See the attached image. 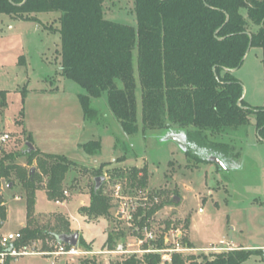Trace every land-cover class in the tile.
<instances>
[{"label":"rangeland","instance_id":"1","mask_svg":"<svg viewBox=\"0 0 264 264\" xmlns=\"http://www.w3.org/2000/svg\"><path fill=\"white\" fill-rule=\"evenodd\" d=\"M105 9L108 20L137 25L134 0H106ZM242 13L246 15V11ZM37 16L40 22L0 14V92H7L6 100L0 94V129L11 135L4 153L16 155L24 151L30 136L41 152L65 156L77 164L67 173L63 198L50 200L47 179L40 184L32 216L35 224L51 230L68 221L72 234L79 233L82 251L100 253L122 246L132 253L81 257L32 255L9 260L8 264H117L133 256L144 259L147 250H158L153 242L162 235L169 241L160 254L161 264H172L174 253L169 250L176 243L189 249L185 239L194 243L193 248L179 254L186 258L194 256L199 263L204 256L214 261L219 253L238 250L241 245L236 243L250 247L264 243V143L256 136L255 125L248 129V137L243 136L247 129L233 134L235 144L243 149V157L235 164H241L242 170H223L189 157L177 143L166 140L168 132L160 135V139L152 135L125 136L107 105L106 95L92 101L100 116L95 121L88 120L79 98L85 90L61 72L62 39L49 29L59 28L56 14ZM248 29L258 31L252 24ZM249 51L235 75L244 87L245 101L262 107L263 51L258 48ZM138 97L141 116L140 88ZM97 140L102 142L100 153L88 155L82 145ZM259 141L263 145L256 146ZM27 161L25 157L16 160L20 165ZM104 163L110 165L102 169L103 174H97ZM34 164L37 170V162ZM132 168L148 172L146 187L131 185L128 170ZM100 175L106 178L101 188L110 197L113 208L107 217L90 218L82 207L90 204L95 179ZM10 185L5 183L3 187L8 214L5 223H0V235L15 234L28 222L26 192L16 179ZM117 187L121 188L119 197ZM175 197L180 202L174 201ZM151 209L154 213L148 224L140 227L135 215ZM150 233L154 238L148 241ZM110 235L116 241L113 248L108 246ZM230 243L236 247L227 245ZM51 244L55 250L56 244ZM41 251V243L28 248V252ZM246 251L253 255L243 264H264L259 251Z\"/></svg>","mask_w":264,"mask_h":264},{"label":"trees","instance_id":"2","mask_svg":"<svg viewBox=\"0 0 264 264\" xmlns=\"http://www.w3.org/2000/svg\"><path fill=\"white\" fill-rule=\"evenodd\" d=\"M105 2L0 0V14L25 22H40L37 15L43 13L56 14L59 28L49 29L62 39L61 72L85 90L79 98L86 119L97 120L100 110L93 108L92 101L106 95L107 105L125 136L152 135L160 139L165 132H183L187 137L185 154L189 157L209 163V156H218L228 170L241 169V164H235L244 153L235 144L233 134L247 129L243 136L248 137V129L255 125L264 143V105L254 107L242 99L244 87L233 70L242 67L250 45V49L263 51L264 68V0H134L136 26L108 20ZM251 24L258 27L257 32L249 31ZM0 94L7 99V92ZM27 141L33 142L30 136ZM238 141L241 142L239 138ZM82 148L96 156L102 142L92 141ZM0 153V188L16 179L26 192L28 222L21 230L19 246L29 248L41 243L43 251L52 250L55 235L72 234L71 225L65 221L47 230L32 221L37 190L47 179L49 199L63 198L67 173L77 164L37 148L30 153L26 148L16 155L4 150ZM21 157L28 159L25 165L16 162ZM35 162L37 172L31 176ZM108 165L104 163L97 174H103L102 169ZM128 173L133 187L147 186L145 169L132 168ZM112 208L110 197L102 188L97 191L94 187L91 202L82 211L90 218H99L109 216ZM153 213L154 209L146 213L140 210L134 220L144 228ZM0 218H7L3 196ZM107 241L110 248L116 245L112 235ZM153 243L158 250L167 247L163 235ZM184 243L193 248L188 239ZM252 255L241 249L219 253L214 261L204 256L199 263L194 256L186 258L174 253L172 264H187L188 260L191 264H243ZM162 261L159 253H151L144 259L133 256L117 264Z\"/></svg>","mask_w":264,"mask_h":264},{"label":"built area","instance_id":"3","mask_svg":"<svg viewBox=\"0 0 264 264\" xmlns=\"http://www.w3.org/2000/svg\"><path fill=\"white\" fill-rule=\"evenodd\" d=\"M11 140V135L7 132H4L0 129V151L3 150L4 146L9 143ZM121 188L117 187L116 196L119 197L121 194ZM66 195H68V192H66ZM59 204V202H57ZM153 234L150 233L147 235V240L151 241L153 239ZM23 239V234L21 231H17L14 233L4 234L0 235V264H8L9 260H15L18 257L22 256H32V255H41V256H71V257H81L85 255H100L102 253H111V254H117V253H132L130 251H125L122 246H119L116 251H108V252H100V253H93L88 252L86 250H81L80 247H72L68 244H62V243H56L55 250H49V251H41L39 253L36 252H28V248H21L20 242ZM169 241V240H168ZM168 241L166 240V244H168ZM169 250V249H168ZM190 250V248H183L182 243H176V246L173 249H170L169 251L171 253H184L185 251ZM217 250L216 248H213V251ZM260 253L262 254V258L264 259V247H262L260 250ZM162 250H147L146 253H159L161 254Z\"/></svg>","mask_w":264,"mask_h":264},{"label":"water","instance_id":"4","mask_svg":"<svg viewBox=\"0 0 264 264\" xmlns=\"http://www.w3.org/2000/svg\"><path fill=\"white\" fill-rule=\"evenodd\" d=\"M251 48V45L248 48V52L244 58V61L246 60V58L248 57L249 54V50ZM239 68L234 69L233 71H237ZM245 98V93L243 94L242 99ZM241 99V100H242ZM241 100L239 101L241 104ZM166 140H171L174 141L175 143H177L182 149L183 151H186V147H187V137L186 135L182 132L181 134H176L173 132H170L168 134V136L166 137ZM1 149V148H0ZM35 150V146L32 142L27 143V152L30 153V151ZM207 162L215 164L216 166L218 165L221 169L223 170H228L226 164L224 163V161L219 158L218 156H209L207 158ZM36 171L35 167H32L30 170V174L31 176H34V173ZM106 181V178L103 176H98V178L95 179V190L99 191V188H101V186L103 185V183ZM10 187H12V184L10 185ZM2 196V189L0 188V197ZM176 202H180V198L175 197ZM175 212H177V210H175ZM55 239L57 243H62V244H68L72 247H78L80 242H79V233H73V234H66V235H55Z\"/></svg>","mask_w":264,"mask_h":264},{"label":"crops","instance_id":"5","mask_svg":"<svg viewBox=\"0 0 264 264\" xmlns=\"http://www.w3.org/2000/svg\"><path fill=\"white\" fill-rule=\"evenodd\" d=\"M255 128V127H254ZM255 134H256V136L258 137V139L260 140V138H259V135H258V132H256V130H255ZM248 136H249V133H248ZM261 143H260V141H259V143H257L256 144V146H259ZM261 145H263V144H261ZM35 148H37L36 146H35ZM40 150V149H39ZM41 151V150H40ZM245 162V161H244ZM241 170H242V168H241ZM4 191V188H2V192ZM261 194H263V193H261ZM2 195H3V193H2ZM6 206V205H5ZM7 210V209H6ZM7 214H8V210H7ZM0 223L1 224H4L5 223V221H2V220H0ZM26 227V224H25V222H24V225H23V228H25ZM20 231V230H19ZM2 235V234H1ZM192 244H194V243H192ZM227 245H232L233 247H236V245H241L239 248H238V250H240V249H246V250H250V251H253V250H260L262 247H264V243H261V244H255V245H253V247L251 246H244V245H242V244H237L236 243V245H234L233 243H230V244H227ZM262 255V254H261Z\"/></svg>","mask_w":264,"mask_h":264}]
</instances>
